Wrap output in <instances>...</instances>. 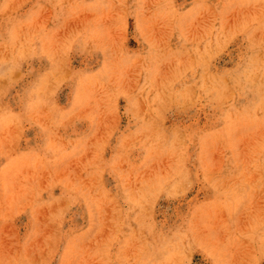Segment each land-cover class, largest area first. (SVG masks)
<instances>
[{
    "label": "rangeland",
    "instance_id": "1",
    "mask_svg": "<svg viewBox=\"0 0 264 264\" xmlns=\"http://www.w3.org/2000/svg\"><path fill=\"white\" fill-rule=\"evenodd\" d=\"M0 264H264V0H0Z\"/></svg>",
    "mask_w": 264,
    "mask_h": 264
}]
</instances>
